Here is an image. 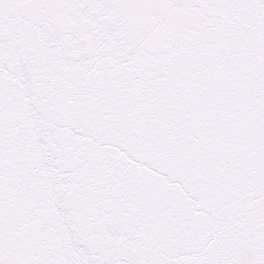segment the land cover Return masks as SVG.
Masks as SVG:
<instances>
[{"label": "snow or ice", "instance_id": "1", "mask_svg": "<svg viewBox=\"0 0 264 264\" xmlns=\"http://www.w3.org/2000/svg\"><path fill=\"white\" fill-rule=\"evenodd\" d=\"M0 264H264V0H0Z\"/></svg>", "mask_w": 264, "mask_h": 264}]
</instances>
